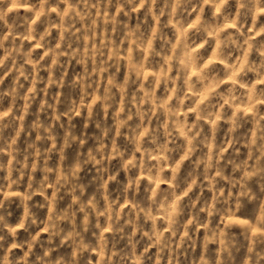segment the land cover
I'll return each mask as SVG.
<instances>
[{
  "label": "clouds",
  "instance_id": "1",
  "mask_svg": "<svg viewBox=\"0 0 264 264\" xmlns=\"http://www.w3.org/2000/svg\"><path fill=\"white\" fill-rule=\"evenodd\" d=\"M0 264H264V0H0Z\"/></svg>",
  "mask_w": 264,
  "mask_h": 264
}]
</instances>
